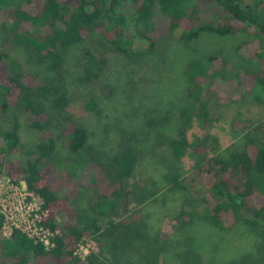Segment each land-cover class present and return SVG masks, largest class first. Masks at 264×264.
I'll return each mask as SVG.
<instances>
[{
  "label": "trees",
  "instance_id": "trees-1",
  "mask_svg": "<svg viewBox=\"0 0 264 264\" xmlns=\"http://www.w3.org/2000/svg\"><path fill=\"white\" fill-rule=\"evenodd\" d=\"M195 1L0 0V30L10 33L16 42L30 49L38 62L57 74L62 71L63 54L94 34L102 35L114 50L130 57L152 51L157 14L167 22V35L185 47H191L202 34H246L256 41L258 49L249 56L257 63L256 71L232 65L216 54L189 63L185 75L191 87L186 110L180 113L181 124L175 136L157 137L169 154V158H163L168 170L164 176L168 193L202 208L203 221L220 230H228L233 222L244 219L264 242L263 122L246 127L241 147L201 159L189 177H180L173 170L189 147V118L203 121L210 117V101L218 96L219 86H227L218 84L230 81V74L239 79L243 74L252 77L254 87H259L264 96V0H199V5ZM202 1L207 2L204 7ZM134 47L136 52L132 51ZM83 54L87 75L92 76L98 63L87 48ZM6 59L7 55L0 52V66H4L0 116L11 112L10 128L0 130V174L5 166L6 175L15 183L23 182L27 191L40 200L45 214L41 226L52 237L49 248L19 230H13L5 239L1 236L4 216L0 213V264H61L63 259L69 264H159L167 245L151 231L147 220L116 221L119 211L128 208L130 198L143 204L158 193L157 188H139L130 182L140 157L136 146L129 141L107 164L94 162L101 170V176L90 179L94 200L87 210L76 212L72 200L80 186L79 175L89 164L81 156L87 132L65 113L70 102L59 86L37 82L32 74L22 72ZM232 82L237 91L241 81ZM46 98L57 111L55 116L46 111L42 102ZM255 100L264 105L263 97L256 96ZM84 107L92 111L96 105L90 98ZM14 109L22 113L28 129L37 135L28 149L21 144V124ZM183 117L188 120L183 121ZM57 139L70 154L80 158L67 164L58 161ZM14 152L20 153L17 164L4 165L5 156ZM85 237L98 244L99 253H90L81 260L75 251ZM187 261L196 259L188 257Z\"/></svg>",
  "mask_w": 264,
  "mask_h": 264
},
{
  "label": "rangeland",
  "instance_id": "rangeland-1",
  "mask_svg": "<svg viewBox=\"0 0 264 264\" xmlns=\"http://www.w3.org/2000/svg\"><path fill=\"white\" fill-rule=\"evenodd\" d=\"M195 2L198 4L199 0ZM206 3L202 1L201 7ZM154 24L156 44L152 51L130 57L114 50L102 35L94 34L63 54L60 74L50 71L45 63L37 61L30 49L1 30L0 52L7 55V63L18 65L37 82L59 86L70 102L65 113L87 132L81 156L87 162L89 160V164L79 175L80 186L72 200L76 212L87 210L94 200L90 179L101 176V170L94 162L107 164L130 141L140 153L130 182L139 188H157L158 193L143 204L130 198L128 208L119 211L116 221L147 220L151 231L159 234L167 245V252L159 264H264V242L244 219L240 218L236 224L233 222L228 230H220L203 221L202 208L166 191L164 176L168 170L163 158H169V154L157 137L175 136L176 128L181 124L180 113L186 110L187 92L191 87L185 75L189 63L216 54L232 65L256 71L257 63L249 60V56L258 49L257 42L246 34L225 37L202 34L191 47H185L167 35V22L159 14L155 16ZM128 35L131 34L128 32ZM135 44L141 46L139 41ZM86 48L98 63L92 76L86 72L83 54ZM134 48L132 51L136 52L137 48ZM3 74L4 66H0V76ZM229 78V83L218 84L227 86H219L216 90L218 96L210 101V117L203 121L189 118L186 128L189 147L173 168L180 177H189L196 163L203 158L241 147L246 127L264 123V105L255 100L256 96H264L259 87H254L253 78L244 74L240 79L233 74ZM237 79L241 86L236 91L232 81ZM90 98L96 107L87 111L84 104ZM42 102L48 114H57L50 98ZM13 112L21 124V144L28 149L38 139L37 135L28 129L21 112L17 109ZM10 116L11 112L0 116V130L10 128ZM184 120L188 118L183 117ZM56 143L55 157L61 163L80 158L70 154L62 140L57 139ZM19 155V152L6 155L4 165L6 162L17 164ZM4 169L5 166L0 174V212L5 209L7 215V224L1 233L6 239L8 228L13 225L9 213L19 208L18 203L26 205L23 211L31 213L29 209L32 208L33 214H39V217L42 214L40 200L26 190L24 183H15ZM23 221L24 218H20L15 224ZM58 222L62 223L61 217ZM90 253H99V246L91 237H85L75 254L84 260ZM188 257L196 261L189 262ZM61 264L69 262L63 259Z\"/></svg>",
  "mask_w": 264,
  "mask_h": 264
},
{
  "label": "built area",
  "instance_id": "built-area-1",
  "mask_svg": "<svg viewBox=\"0 0 264 264\" xmlns=\"http://www.w3.org/2000/svg\"><path fill=\"white\" fill-rule=\"evenodd\" d=\"M18 206L19 208L16 207L13 213H9L10 214L9 219L13 220L12 221L13 225L8 228L9 235L6 238L10 237L13 230H19L27 238L35 241H39L42 244H44L46 248H49L51 246L49 243V239L52 237V234L41 226V219L42 216L45 214L42 213L40 209L42 216L39 217V214H35V213L33 214L32 208L29 209L31 213L28 212L27 210L23 211V209L26 207L25 204L22 205V203H18ZM5 212H6L5 209H3L0 212L4 216V225L2 228V233L5 228V225L7 224V215L5 214ZM36 212H38V210ZM20 218H24L23 223L15 224L16 222L20 221Z\"/></svg>",
  "mask_w": 264,
  "mask_h": 264
}]
</instances>
